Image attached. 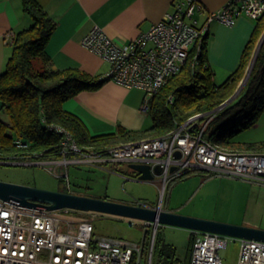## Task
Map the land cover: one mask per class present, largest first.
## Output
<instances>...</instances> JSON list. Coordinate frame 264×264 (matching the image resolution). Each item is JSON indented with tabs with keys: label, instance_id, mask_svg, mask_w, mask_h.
<instances>
[{
	"label": "built area",
	"instance_id": "2783aa9c",
	"mask_svg": "<svg viewBox=\"0 0 264 264\" xmlns=\"http://www.w3.org/2000/svg\"><path fill=\"white\" fill-rule=\"evenodd\" d=\"M173 9L162 19L130 41L116 42L100 26L84 36L82 44L110 63V70L101 75L128 88H141L146 94L141 110L148 113L150 99L174 74L182 70L194 47L200 49L203 37L214 21L235 26L241 17L258 20L264 14V0H230L221 9L210 11L201 24L199 14L204 6L199 0H175ZM9 35V36H8ZM7 35L15 41L14 32ZM211 112L196 113L163 136L128 141L102 152L83 149L73 134L66 133L59 157L0 163L47 166L64 177L69 192L70 165L85 164L102 167L113 163H149L162 166V194L173 181L196 170L210 175L221 174L264 184V152L224 149L205 135L212 119ZM205 116L209 119L203 120ZM141 181L139 177L136 178ZM145 181V180H144ZM139 205L150 206L145 202ZM161 204V203H160ZM74 208L27 207L0 198V264H152L156 233L154 225L151 244L123 237L97 234L94 217L77 215ZM95 215V214H94ZM194 247L190 264H223L220 249L234 237L211 231H194ZM240 254L237 264H264V241L238 238Z\"/></svg>",
	"mask_w": 264,
	"mask_h": 264
},
{
	"label": "trees",
	"instance_id": "16d2710c",
	"mask_svg": "<svg viewBox=\"0 0 264 264\" xmlns=\"http://www.w3.org/2000/svg\"><path fill=\"white\" fill-rule=\"evenodd\" d=\"M23 1L34 22L16 33L13 53L0 75L1 110H6L10 118L8 122L0 116L1 161L59 157L67 135L57 126L68 129L83 149L93 148L102 152L128 141L163 136L175 129L177 122H185L191 115L201 112L212 114L205 135L214 143L224 149L264 152V143L254 141L242 145L247 150L234 147L239 133L251 128L263 114L264 42L243 90L236 99L219 108L237 93L247 76L264 34V14L256 20L240 64L225 82L217 84L215 81L214 69L209 63L207 34L200 49L194 47L191 50L182 70L174 74L150 99L148 114L153 118L150 127L139 130L121 127L118 132L93 135L82 120L63 108V103L80 91L98 89L107 80L77 67L61 70L47 67L51 59L47 43L58 22L38 0ZM209 117L205 116L203 120ZM201 171H192L180 178ZM158 229L152 264H190L194 231L188 240L186 258L183 259L178 254L177 246L167 242L162 230ZM151 235L152 230L146 227L143 239L146 246L151 244Z\"/></svg>",
	"mask_w": 264,
	"mask_h": 264
},
{
	"label": "crops",
	"instance_id": "0c3cea01",
	"mask_svg": "<svg viewBox=\"0 0 264 264\" xmlns=\"http://www.w3.org/2000/svg\"><path fill=\"white\" fill-rule=\"evenodd\" d=\"M174 1L38 0L58 22L47 43V51L51 58L47 67L60 70L77 67L96 76L105 75L110 70V63L82 44L84 36L98 25L116 42L130 41L171 11ZM199 1L204 6V12L198 16L200 23L203 24L210 11L221 9L230 0ZM33 22L24 8L23 0H0V75L5 71L14 50L13 43L8 42L7 35L9 32L17 33ZM210 26L207 50L209 63L214 69L216 83L222 84L240 64L256 22L247 16L239 18L235 26L218 21L212 22ZM145 94L141 88H128L114 80H107L98 89L78 92L63 103V108L82 120L93 135L118 132L121 127L139 130L150 127L153 122V118L141 110ZM2 105L0 99V113ZM5 120L9 122L10 118ZM98 168L103 169V166ZM135 172L138 178L139 173ZM191 175L173 181L169 187L179 180L188 179ZM136 178L134 179L137 180ZM141 242L144 243L143 240Z\"/></svg>",
	"mask_w": 264,
	"mask_h": 264
},
{
	"label": "rangeland",
	"instance_id": "374dc122",
	"mask_svg": "<svg viewBox=\"0 0 264 264\" xmlns=\"http://www.w3.org/2000/svg\"><path fill=\"white\" fill-rule=\"evenodd\" d=\"M253 21L256 22L255 19ZM0 115L3 119L9 120L6 110H2ZM236 138L234 147H241L244 150L247 149L242 145L247 142L264 143V110L259 120L251 128L241 131ZM69 170L70 180L73 183L71 191L78 195H93L114 202L133 204L143 201L153 207L161 203L166 210L189 216L264 229V184L252 183L233 176L210 175V172L203 170L194 173L188 179L173 183L163 195V180L159 176L153 181L135 180L137 173L128 163L108 162L104 164L103 169L85 164H72ZM0 180L50 190L64 192L68 190L64 177L56 175L47 166L41 164L0 163ZM76 214L88 218L94 217L95 232L100 235L121 236L130 241L141 242L146 232L143 219L83 210L76 211ZM149 228L152 230V237L154 225ZM158 228L162 230L167 242L177 246L179 256L186 258L192 230L170 224ZM239 250L240 241L237 238H233L226 247H222L220 252L223 264H237Z\"/></svg>",
	"mask_w": 264,
	"mask_h": 264
},
{
	"label": "water",
	"instance_id": "95a60500",
	"mask_svg": "<svg viewBox=\"0 0 264 264\" xmlns=\"http://www.w3.org/2000/svg\"><path fill=\"white\" fill-rule=\"evenodd\" d=\"M264 42V34L257 46V51L254 55L251 65L247 71V76L242 81L236 94L226 100V102L219 108H223L226 104L232 102L238 97V94L243 90V87L250 78V73L254 68L256 59L261 51V46ZM18 164V163H9ZM129 166L139 173V178L143 180H153L156 174H160L162 166L157 165L155 168L149 163H130ZM0 198L8 201L19 203L27 207L38 208H74L76 210H83L88 212L110 213L113 215H120L124 217H132L140 220H149L154 225H174L189 228L192 231H211L220 233L234 238H251L260 239L264 241V229L260 227H253L248 225H239L235 223H228L221 220H214L210 218H202L198 216H189L178 213L173 210L164 209L162 205L146 206L125 202H114L108 198H101L93 195L75 194L69 191L50 190L47 188H39L32 185H24L21 183H14L0 180Z\"/></svg>",
	"mask_w": 264,
	"mask_h": 264
},
{
	"label": "bare ground",
	"instance_id": "6f19581e",
	"mask_svg": "<svg viewBox=\"0 0 264 264\" xmlns=\"http://www.w3.org/2000/svg\"><path fill=\"white\" fill-rule=\"evenodd\" d=\"M163 207V206H162Z\"/></svg>",
	"mask_w": 264,
	"mask_h": 264
}]
</instances>
